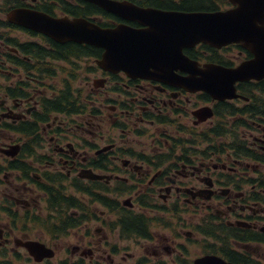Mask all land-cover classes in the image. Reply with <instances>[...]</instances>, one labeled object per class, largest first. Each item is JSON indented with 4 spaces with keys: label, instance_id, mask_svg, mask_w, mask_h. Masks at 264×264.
<instances>
[{
    "label": "flooded vegetation",
    "instance_id": "obj_1",
    "mask_svg": "<svg viewBox=\"0 0 264 264\" xmlns=\"http://www.w3.org/2000/svg\"><path fill=\"white\" fill-rule=\"evenodd\" d=\"M4 1L0 34L18 45L0 37V264H264V78L238 81L239 96L219 100L179 84L190 71L162 79L107 71L101 48L79 55L74 46L88 44L58 42L6 13L138 23L87 0H14L3 17ZM126 1L161 10L179 2ZM183 54L228 68L254 56L240 43H197ZM60 189L82 208L65 209L77 222L53 233L51 192ZM128 215L144 218L141 233L123 234ZM95 222V232L107 228L97 238ZM79 229L56 258L52 240Z\"/></svg>",
    "mask_w": 264,
    "mask_h": 264
},
{
    "label": "water",
    "instance_id": "obj_2",
    "mask_svg": "<svg viewBox=\"0 0 264 264\" xmlns=\"http://www.w3.org/2000/svg\"><path fill=\"white\" fill-rule=\"evenodd\" d=\"M87 1L141 27H104L85 18L54 17L24 7L10 9L6 19L58 42L101 48L97 64L107 71L151 79H162L174 69L190 71L192 75L181 77L179 84L214 99L236 98V82L264 78V0H228L231 8L213 11L161 10L126 0ZM197 43L216 48L240 43L254 56L233 68L213 63L199 67L183 54V48ZM214 259L218 260L210 262Z\"/></svg>",
    "mask_w": 264,
    "mask_h": 264
},
{
    "label": "trees",
    "instance_id": "obj_3",
    "mask_svg": "<svg viewBox=\"0 0 264 264\" xmlns=\"http://www.w3.org/2000/svg\"><path fill=\"white\" fill-rule=\"evenodd\" d=\"M133 2L135 1L136 3H140V1L144 0H132ZM154 1H159V0H154ZM162 1H175V0H162ZM179 1L177 4H172V8L181 10V11H199V10H205V11H213V10H218L220 8H223L224 5L228 4V0H177ZM14 3V0H5L3 6L5 8H9L11 4ZM98 10V9H97ZM103 13V11L101 10ZM5 28H15L14 25H11L10 23L5 22L4 23ZM30 32V31H27ZM0 37L4 39L5 43L11 44V42L17 44L18 42L15 39H11V37H8V34L5 33L4 37L2 34H0ZM18 45V44H17ZM77 47V53L80 55L84 56H92V57H97L101 49H98L96 47L90 46V45H84V47L81 46H74ZM71 48V47H70ZM22 51L27 52V53H32L35 55L36 59H38V65L41 64L39 61H42V52L39 50V48L35 45L31 44H24L22 45ZM67 51V50H64ZM28 65L27 63H25ZM37 67V65H36ZM67 191H63V189L60 191H52L51 194L53 196V199L51 201V207L54 209V213L56 216V221L55 217L52 216V221H49L48 228H51L53 233H62L65 232L66 227H72L74 224H76L77 221H74L75 218L70 217L68 214H66L65 209L69 207H80L82 208V204L79 203L78 201H73V199L70 197L69 199L64 195ZM133 216V217H132ZM128 215V218L123 220V223L125 225L124 228V233H141L144 228H143V221L144 218L138 216L135 217L134 215ZM57 223V224H55ZM138 233V234H139Z\"/></svg>",
    "mask_w": 264,
    "mask_h": 264
},
{
    "label": "rangeland",
    "instance_id": "obj_4",
    "mask_svg": "<svg viewBox=\"0 0 264 264\" xmlns=\"http://www.w3.org/2000/svg\"><path fill=\"white\" fill-rule=\"evenodd\" d=\"M228 5H229V2H228V4L224 5V8L227 7ZM2 8H3V12L2 13H3V17H4L5 11H4L3 5H2ZM224 8H220V9H224ZM13 34L18 35L17 32H13ZM23 36L25 37V35L22 34V38H24ZM41 206H43V202L41 203ZM112 218H114V217L112 216ZM94 227L99 228L100 224L98 222H95V225L91 229V232H92L91 234L93 235V237H96V238L100 237L102 234H104L106 229H107L106 227H104V228H102V230L100 232H95L94 231ZM32 232L35 234V236H39L40 234H42L41 231L38 228L36 230H33ZM44 235H45V238H46L47 241L50 242L52 240L49 237V235H47L46 233H44ZM79 236H81L80 229L79 230H75L74 232L69 233L68 235L59 236L58 238H61V239L58 240V241L52 240V242L56 245L55 248H57L55 257L56 258H60L62 255L64 256V254H67V248H69L70 245H73L75 243V240L77 238H79ZM111 236H112V238L117 239L119 237V234L117 232V233H114V235H111ZM120 242H127V241L123 240V241H120ZM122 263L123 264H130V263H132V261H131L130 258L125 257L122 260Z\"/></svg>",
    "mask_w": 264,
    "mask_h": 264
}]
</instances>
